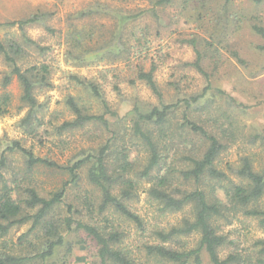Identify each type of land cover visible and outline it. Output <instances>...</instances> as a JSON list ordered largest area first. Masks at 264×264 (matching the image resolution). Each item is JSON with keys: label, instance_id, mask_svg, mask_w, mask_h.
<instances>
[{"label": "rangeland", "instance_id": "1", "mask_svg": "<svg viewBox=\"0 0 264 264\" xmlns=\"http://www.w3.org/2000/svg\"><path fill=\"white\" fill-rule=\"evenodd\" d=\"M159 1L0 0V42L11 56V45L22 48V53L14 58L23 70L35 64H48L52 85V88L36 91L38 102L44 108L36 111L34 119L28 122L30 107L23 102V87L16 76L6 84L5 78L12 68L0 52V99H8V113L0 116V156L6 152L15 170L23 168L22 154L18 150L8 151L19 142L36 156L65 165L111 140L112 159L120 157L117 152L123 146L133 150L130 153L133 158L144 159L145 149L138 139L125 127L120 133L116 129L120 121L128 123L126 117L134 107L139 105L147 110L160 103V98L135 77V66L141 64L147 71L155 67V78L166 103L212 86L207 98L213 105L196 118L206 119L210 113L226 114L234 123L232 130L237 133L236 143L220 157L221 168L227 170L228 164L238 165L241 156L250 155L256 169L260 170L264 164V36L256 34L252 26L264 27V2L256 5L252 0H231L226 7L220 5L224 0H172L163 4ZM35 15L40 17L37 23L25 27L8 24ZM198 52L202 55L203 72L194 65ZM73 76L97 84L112 112L119 114L117 117L107 115L113 124L111 131L95 123L58 134L56 129L74 118L66 105L69 97H75L93 112L103 113V98H96L91 89L79 85ZM216 89L226 92L242 107L230 106ZM40 122L42 125L38 127ZM256 135L257 142L249 141ZM82 175L81 189L68 190L66 203L55 215L65 217L68 203L82 209L85 195L97 196V189L85 180L86 170ZM31 178L40 193L47 195L59 189L69 177L60 170L39 166ZM150 186L149 181H141L132 202L135 212L147 224L170 227L187 216L189 208L176 213L162 212L148 197ZM223 195V191H218L220 198H224ZM102 219L98 217L99 221ZM84 220L89 222L90 218L86 216ZM118 223L128 232L126 246L137 251L140 234L136 225L127 221ZM30 227L31 224H27L13 228L7 236H0V246L6 243L9 252L14 254L31 253L32 247L40 244V230L32 233L30 241L22 247L17 244ZM223 231L231 238H240L246 245L256 237H264L256 221L243 216L225 226ZM65 237L66 244L46 264L99 263V247L85 233L74 232ZM198 239V235L184 238L190 246ZM202 264H210L207 255Z\"/></svg>", "mask_w": 264, "mask_h": 264}, {"label": "trees", "instance_id": "2", "mask_svg": "<svg viewBox=\"0 0 264 264\" xmlns=\"http://www.w3.org/2000/svg\"><path fill=\"white\" fill-rule=\"evenodd\" d=\"M171 1L160 0L159 3ZM230 2L224 0L220 5L228 7ZM252 2L260 5L264 0ZM39 21L40 17L35 15L8 24L25 27ZM252 29L264 36L263 26L254 24ZM192 43L195 45L194 41ZM11 51L13 56L0 42V52L12 68L5 82L8 84L14 76L20 81L23 102L30 107L26 118L30 122L34 113L44 108L38 102L36 91L52 88L50 66L35 64L23 70L14 58L22 53V48L13 44ZM201 56L198 52L194 65L203 72ZM134 71L136 79L145 83L160 98V103L147 110L139 105L134 107L126 117L128 123L120 121L116 129L120 133L125 127L133 138L138 139L141 144L138 145L145 149L144 159L138 161L133 158L130 154L133 150L126 146L117 152L120 157L112 159L111 140L103 143L98 150H91L65 165L36 156L19 142H15L8 151L18 150L22 154L25 158L23 168L15 170L6 152L0 156V236H7L13 228L31 224L18 239L17 244L22 247L35 231L40 230L42 234L40 244L25 255L9 252L8 245L3 243L0 246V264H46L66 244L65 236L74 232H83L96 242L99 247L98 264H202L204 255L208 256L210 264H264V237H256L250 245H246L240 238H231L223 231L239 216L254 219L264 231V164L257 170L253 158L243 155L238 165L228 164V171L221 168L220 157L236 143L237 133L232 130L234 123L226 114L210 113L206 119L196 118L213 105L207 98L212 86L201 93L166 103L155 78V67L147 71L138 64ZM73 78L79 85L91 89L96 98H103L97 84L77 76ZM215 92L225 96L230 106L242 107L223 90L216 89ZM7 100L0 99V116L8 113ZM101 104L103 113L98 114L75 97H69L66 105L74 118L59 126L56 129L58 134L95 123L105 130L112 129L113 124L107 115L117 117L119 114L112 112L105 98ZM41 125L40 122L38 127ZM115 131L112 130L117 134ZM257 140L258 135L249 141L254 143ZM39 166L60 170L69 178L59 189L42 195L36 181L31 178L34 169ZM83 170H86L85 180L97 189V196L85 195L82 209L68 203L65 217L55 215L66 203L68 190L81 189ZM143 180L151 183L148 197L160 206L162 212L176 213L189 208L187 216L170 227L147 224L132 206L139 183ZM218 191H223L224 198L218 196ZM86 216L90 218L89 222L84 220ZM98 217L103 219L99 221ZM120 221L136 225L140 234L137 251L126 246L128 232L118 223ZM193 235H198L199 239L194 246H190L184 238Z\"/></svg>", "mask_w": 264, "mask_h": 264}]
</instances>
